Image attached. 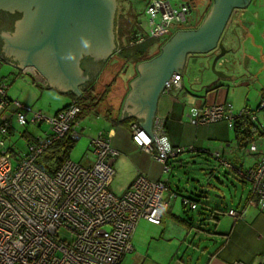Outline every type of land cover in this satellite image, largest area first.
I'll list each match as a JSON object with an SVG mask.
<instances>
[{
    "label": "built area",
    "instance_id": "2783aa9c",
    "mask_svg": "<svg viewBox=\"0 0 264 264\" xmlns=\"http://www.w3.org/2000/svg\"><path fill=\"white\" fill-rule=\"evenodd\" d=\"M192 11L188 1L174 6L170 0H149L146 13L150 17L148 31L134 33L127 45L143 42L147 37L163 39L171 34L174 25L186 21ZM160 21H157L158 17ZM182 74L175 73L165 91L181 87ZM10 84L0 80V264H123L134 250L132 238L138 223L146 219L160 224L169 205L165 180H151L139 174L131 187L121 196L110 190L116 175L111 159L118 155L107 131H99L91 140L94 160L83 165L67 158L50 173L37 159L55 142L67 134L79 139L76 121L81 108L76 98L54 116L13 101L8 96ZM14 102L16 110L9 106ZM264 111V96L255 109L245 107L234 112L231 101L196 107L190 121L194 125H209L227 120L233 127L237 120L251 121L264 130L260 115ZM13 118L19 126L48 125L42 136H33L27 142L26 153L15 158L6 148L5 135L13 127ZM154 136L138 124L131 128L133 140L150 152L155 161L168 173L170 159L183 149L175 148L165 131V121L156 117ZM156 141L160 147L156 145ZM189 150L199 152L190 146ZM249 154L257 162L241 172L251 184V194L264 209V135L252 140ZM217 154L216 156H218ZM177 193H171L176 198ZM183 203L191 209L197 201L184 196ZM234 219L241 217L237 209L227 212Z\"/></svg>",
    "mask_w": 264,
    "mask_h": 264
},
{
    "label": "crops",
    "instance_id": "0c3cea01",
    "mask_svg": "<svg viewBox=\"0 0 264 264\" xmlns=\"http://www.w3.org/2000/svg\"><path fill=\"white\" fill-rule=\"evenodd\" d=\"M252 3L246 8L233 11L228 23V27L233 31L230 37L227 36V49L235 50V46L238 44L240 48L242 46L244 49L243 59L246 69L242 68L238 76L243 79V86L255 85L253 88L258 96L255 94L252 97L253 103L250 101V104L246 103L244 106V108L254 109L264 96V0H256L254 8L250 9ZM192 28H196V26H187L179 30ZM122 57L120 58V53H118L115 59L122 62ZM123 60L125 62V59ZM137 64L132 74L127 75V70H125V73H121L123 76L120 75L117 78L116 83L122 90L120 99L116 102L119 104L115 106L114 103L106 102L114 91L115 84L107 99L98 107L99 114H90L110 123V127H107L105 131L110 133L112 146L118 152V155L111 159V163L115 167L116 175L119 174L120 179L124 182L120 193L124 194L141 173L154 181L165 180L169 186L166 194L169 205L164 211L162 222L155 224L142 219L138 223L132 238L134 250L124 258L123 264H264V209L260 207L258 199L252 196L251 184L241 174L257 162L256 156L248 153V145L244 147L240 145L233 127L227 120L209 125H194L190 121V115L194 108L229 100L230 90L225 87L228 86V82L234 81L236 76L226 73L230 77L220 79L215 84H211L215 78H208L207 94L204 98L199 95L201 98L198 99L186 87L182 69L179 68V72L182 74L181 87L175 86L164 91L159 96L156 110V117L165 121V131L171 144L175 148L183 149L177 156L170 159L172 169L166 173L163 166L154 160L152 154L133 140L131 128L134 123L140 126L138 118L128 115L120 119L126 95L130 90V82L137 76ZM127 67L128 65L124 69ZM185 70L187 71V69ZM179 72L174 71V74ZM26 75L31 76L30 82L33 84L29 83V92L16 90L14 83ZM0 80H6L10 84L8 96L11 100L20 101L30 107H33L30 105L32 103H41L42 99H46L47 103L51 105L56 100L54 94H64L62 96L65 97V103L61 106L38 105L41 108L37 110L48 116L56 115L77 95L71 89L61 91L53 86H47L48 79L36 67L21 68L1 56ZM33 86L35 89H32ZM212 86H217V88L211 89ZM84 90L82 88V94ZM9 110L11 112L16 110L14 102L9 106ZM106 110H110L112 118H118L119 122L131 120L129 127L119 122L111 123L106 117ZM234 112L236 111L234 110ZM2 118L3 112L0 110V123ZM83 118L79 120V126ZM102 130L104 129H99V131ZM9 136L8 138H10ZM24 136L27 142L33 137L26 133ZM190 146L197 147L199 152L193 154L189 150ZM8 149H12L15 158L26 153V149L22 154L17 152L14 146H9ZM217 154L219 155L216 156ZM93 160L94 155L87 165H91ZM187 162L211 164L214 171L220 173L217 177L219 184H209V187H206L199 178L192 177L195 183L188 184L190 190L185 192L186 190L181 189L182 186L180 187L178 184L181 175L179 176L176 166L183 167L182 165ZM116 175L112 183H114ZM210 187H214V190H218L215 192L220 191L222 194L217 195L220 199H217V202L213 198L209 201L212 203L211 206L220 207V203L223 202L226 205L231 202L233 205L226 207V210L215 207L211 213L198 212V205L194 209L196 213L184 214L185 205L182 198L188 196L197 199L192 196L195 195L199 198L197 201H200V198L208 195ZM171 193H177V197L172 199ZM226 194L230 196L228 202ZM230 209H237L241 212V217L234 219L227 213ZM153 239L164 242L165 247L175 246L176 252L159 262L156 255L152 254L151 248L145 246L146 240L150 243Z\"/></svg>",
    "mask_w": 264,
    "mask_h": 264
},
{
    "label": "water",
    "instance_id": "95a60500",
    "mask_svg": "<svg viewBox=\"0 0 264 264\" xmlns=\"http://www.w3.org/2000/svg\"><path fill=\"white\" fill-rule=\"evenodd\" d=\"M252 2L256 0H213L196 28L177 30L157 55L138 63L120 119L136 116L156 140L153 126L157 103L174 71L187 69L193 76L198 67L205 66L204 58L217 76L211 84L229 78L216 67L228 52L235 51L224 47L222 36L233 11ZM114 5L115 0H0V56L21 68L34 66L48 79L47 86L71 89L81 96L90 81L82 58L92 56L104 63L117 51L110 33ZM2 12L22 16L2 28ZM156 145L159 147L157 141Z\"/></svg>",
    "mask_w": 264,
    "mask_h": 264
},
{
    "label": "rangeland",
    "instance_id": "374dc122",
    "mask_svg": "<svg viewBox=\"0 0 264 264\" xmlns=\"http://www.w3.org/2000/svg\"><path fill=\"white\" fill-rule=\"evenodd\" d=\"M149 0H127L122 3V9L120 10V16L118 17V42L120 44L119 51H120V58L123 56L124 58L126 56H129L128 59V67L124 68L125 62L122 59V62H119L117 59H113L110 62L107 63L105 66L102 77L99 79V81L96 82V88L100 93L103 91L107 83H110L113 81L114 76L116 78L123 76L121 73H125V70L127 69V75L133 73V69L136 66L137 63H134V58H137L141 55L148 56L150 58L157 55L159 52L161 46L163 43L168 40L177 30L180 28L187 27L188 25H196L198 22V19H201L207 14L209 11V8L212 5L213 0H195L196 1V7L192 9V11L187 15L186 21L181 22L180 25H174L172 27V32L170 35L165 36L163 39L158 40L157 38H149L147 37L143 42L137 43L135 45H127L126 42H129V39H131L134 35V33H145L148 31L149 23H150V17L146 13V7ZM174 6H177L178 4L186 3L188 0H170ZM255 3L253 2L250 5V9L254 8ZM264 5V4H263ZM202 15H201V14ZM199 15L202 17L200 18ZM161 17L159 16L157 18V21H160ZM233 29L227 28L225 29L222 40L224 43V47H228L227 42V36L230 37L232 34ZM235 50L233 52L227 53L226 56L222 59L223 62H220L217 64L218 70H223L227 74L235 75L236 79L234 81L228 82V86L225 87V89L230 90L229 100L233 102V108L237 112H239L241 109L244 108L245 104H250V101L253 103L252 97L256 94L253 87L255 85H250V87L243 86V79L240 78L239 72L240 70L246 69L244 64V49L243 47L235 46ZM242 53H241V52ZM151 56V57H150ZM146 59V60H148ZM126 60V58H125ZM201 61L205 62L204 67H198V71L195 75L191 76L188 71L181 70L183 72L184 80L186 82V87L194 94L198 99L205 97L207 94V82L208 78L213 77L216 79V74L214 73L213 69L211 68V63L207 61V59L202 58ZM31 76L21 77L20 80H17L14 83V88L16 90H24V92H29L28 88H30ZM198 80L196 81V79ZM19 81V82H18ZM245 82V81H244ZM25 83V84H24ZM28 83V84H27ZM30 83V84H29ZM33 85V84H31ZM32 89H35L33 86ZM251 89V91H250ZM121 87L118 83L115 85V89L112 92V94L109 96L106 102L114 103L116 106L119 103H116L120 99V92ZM250 92V95H248ZM99 93V94H100ZM29 95V94H28ZM27 95V97H28ZM56 97V100H54L51 105L50 103H47L46 99H42L41 103H32L30 104L33 106V109L41 108L38 105H44L46 107L50 106H61L65 103V97L62 96L64 94H54ZM258 96V94H256ZM232 99H231V98ZM106 104V103H105ZM109 104V103H107ZM255 109V108H254ZM47 112V111H46ZM81 125L76 129V133H80L79 139L76 140L75 146L71 151L70 158L76 162H79L83 165H87V162L93 159V148L91 147V140L97 136L99 133V129H104V131L107 129V127H110V123H106V121L103 118H97L94 115H87L85 118L81 120ZM260 121L264 125V111H262V114L260 115ZM48 129L47 124H43L42 127L36 126L34 124H27L26 126H19L14 118L13 120V128L9 132V134L5 135V141H6V148L9 146H14V149L21 153L27 149V139L24 136L26 134H30L32 136H42L44 135V131ZM13 130V131H12ZM25 132V133H24ZM13 133V134H12ZM12 134V135H11ZM10 135V136H9ZM8 136L10 138H8ZM193 154L198 153L197 151H191ZM189 152V153H190ZM188 155V154H187ZM187 160V159H184ZM183 167H177L176 169L179 170V176L180 182L178 184L180 185L181 189H183L185 192L189 189L188 184L195 183V180H193L192 177H197L201 180L204 186L209 187V184H219L217 181V177H219L220 173L217 171H214L215 169L211 167V164L206 165L204 163H193V162H187L186 164L182 165ZM219 170V169H217ZM124 182H122V179H120V175H116L114 183L110 185V189L113 193H116V195L121 196L123 195L121 192L122 186ZM208 195L205 197L200 198V201L198 203L199 207L197 209L198 212H209L211 213L212 210H215V207L218 206H211L212 203L209 201L213 198L216 200L219 199L217 195H220L219 192H215L218 190H214L213 188L208 189ZM192 195V194H191ZM222 195V194H221ZM227 202L230 199L229 194H226ZM196 197L198 200L199 198L195 195H192ZM233 205L231 202L227 203H220V207L222 210H226L228 207ZM227 207V208H226ZM185 212L184 214L192 215L194 212V209H191L188 205L184 207ZM150 240V239H147ZM146 240V247H150L152 250V254L154 256L156 255L157 260L161 262L162 260H165V258L168 257V255H172L176 252L175 246H166L164 242H160L158 239H153L150 243ZM144 241V240H143ZM145 242V241H144ZM153 248V249H152ZM169 248V249H167ZM152 256V255H151Z\"/></svg>",
    "mask_w": 264,
    "mask_h": 264
},
{
    "label": "trees",
    "instance_id": "16d2710c",
    "mask_svg": "<svg viewBox=\"0 0 264 264\" xmlns=\"http://www.w3.org/2000/svg\"><path fill=\"white\" fill-rule=\"evenodd\" d=\"M198 24H199V22L196 25H191V26L197 27ZM145 55H147V54H145ZM145 55H141L137 58H134V60H135L134 62L136 63V62H140V61L148 59L149 57L145 56ZM122 58L123 59L126 58L125 66H127L129 56H126L125 58L122 57ZM136 74H137V71H136ZM101 77H102V75H101ZM116 81H117V78H116V76H114L113 81H111L110 83H107L105 88L103 89V91L101 93H100V91L97 90L96 83H95L92 86H90L89 88L85 89L81 96H78V97L74 96L73 97V98L77 99V101L80 105V108H81L80 113L76 117L77 122H79V120L81 118L86 117L87 115H90L92 113L99 114L98 107L102 104V102L104 100L107 99L109 93L112 90V87L116 84ZM210 88L215 89V88H217V86H212ZM105 112H106L107 119L111 123L115 124L116 122H119L118 118H112L110 110H106ZM130 122H131V120L128 119V120L121 121L119 123L124 124V125L129 127ZM233 130H234V133L236 135V139L239 141L240 145L243 147L248 145L256 137H260V136L264 135V130L260 129L258 124L251 122V121H246V124H244L241 120H237L233 124ZM76 140L77 139L73 138L70 134H67L62 139L55 142L45 153H43L37 159V163L42 168H44L45 170H47L50 173L56 172L57 169L60 167V165L67 158H70L71 151L75 146ZM9 150L12 152V149H9ZM0 153H1V151H0ZM193 200L197 201L198 199H193ZM198 202L199 201H197V203Z\"/></svg>",
    "mask_w": 264,
    "mask_h": 264
},
{
    "label": "flooded vegetation",
    "instance_id": "af4514ba",
    "mask_svg": "<svg viewBox=\"0 0 264 264\" xmlns=\"http://www.w3.org/2000/svg\"><path fill=\"white\" fill-rule=\"evenodd\" d=\"M125 1H127V0H115V5L112 8V10L110 11L111 12L112 28H113L112 29L113 32H110V33L113 34L114 40L117 42V45H118L117 51L115 53H113L108 58V60L106 62H104V63L102 61L95 60V58L92 57V56H84L82 58V60H81V65H82V67L84 69V72L87 75L90 76V81L86 84V86H85L84 89H87L90 86H92L93 84H95L100 79V77L102 75V72H103L105 66L107 65V63L110 62L111 60L115 59L116 55L118 53H120V51H119L120 44L118 42V31H117V29H118V23L117 22H118V17L120 16V10L122 9V3L125 2ZM194 7H196V1L195 0H192V2H191V8L193 9ZM9 15L10 16H7L5 12H2V28L7 27L8 26V23H11V22L13 23V22H15V20L17 18H19V17L22 16V14L19 13V12H16L14 15H11V14H9ZM201 15H199V17ZM198 21H199V24H200L201 23V20L198 19ZM219 52H220V50H217L216 53H219Z\"/></svg>",
    "mask_w": 264,
    "mask_h": 264
}]
</instances>
